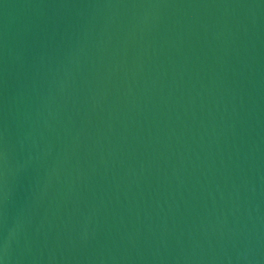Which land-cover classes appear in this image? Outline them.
Returning <instances> with one entry per match:
<instances>
[{
	"label": "water",
	"instance_id": "obj_1",
	"mask_svg": "<svg viewBox=\"0 0 264 264\" xmlns=\"http://www.w3.org/2000/svg\"><path fill=\"white\" fill-rule=\"evenodd\" d=\"M3 264H264V0H0Z\"/></svg>",
	"mask_w": 264,
	"mask_h": 264
},
{
	"label": "snow or ice",
	"instance_id": "obj_2",
	"mask_svg": "<svg viewBox=\"0 0 264 264\" xmlns=\"http://www.w3.org/2000/svg\"><path fill=\"white\" fill-rule=\"evenodd\" d=\"M0 264H3V262H2V261H0Z\"/></svg>",
	"mask_w": 264,
	"mask_h": 264
}]
</instances>
